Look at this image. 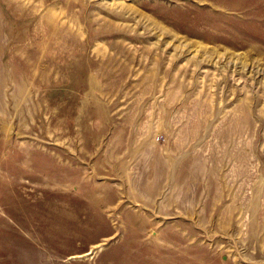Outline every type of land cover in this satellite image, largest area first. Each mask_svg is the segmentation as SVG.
<instances>
[{
  "label": "rangeland",
  "instance_id": "rangeland-1",
  "mask_svg": "<svg viewBox=\"0 0 264 264\" xmlns=\"http://www.w3.org/2000/svg\"><path fill=\"white\" fill-rule=\"evenodd\" d=\"M0 264H264V0H0Z\"/></svg>",
  "mask_w": 264,
  "mask_h": 264
}]
</instances>
